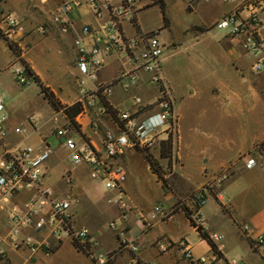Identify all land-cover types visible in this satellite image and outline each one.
I'll return each instance as SVG.
<instances>
[{"label":"crops","instance_id":"obj_1","mask_svg":"<svg viewBox=\"0 0 264 264\" xmlns=\"http://www.w3.org/2000/svg\"><path fill=\"white\" fill-rule=\"evenodd\" d=\"M145 1L135 0L133 6V16L140 32L148 33L157 28L162 32L165 29H161L163 25L146 27L141 24L140 16L157 5L142 9ZM211 1L219 2V16L210 22L211 28L206 27L209 23L201 24L199 29L202 32L212 29L213 24L232 8L222 0ZM62 3L72 6L71 11L62 15V20L68 25L66 32L53 21L54 15L62 14ZM122 3L123 0H110L111 6L118 7ZM191 3L188 5L191 13L205 5L197 3L192 7ZM3 15H11L25 27L23 37L11 41L21 51V59L28 64L32 73L62 104L72 105L81 101L84 110L76 118L80 126V131H77L62 112H55L49 106L34 82L20 87L16 83L14 71L22 65L0 38V93L5 103V129L9 134L8 140L1 142L0 158L5 147L23 146V142L16 140L14 134L19 129L16 126L18 123L33 127L30 138H37L38 144L31 146L40 150L49 148L50 151L42 186L51 191V199L71 200L73 228L89 230V239L97 242L96 246L88 244L94 257L109 255L107 264H191L177 247L164 253L158 250L157 241L167 238L171 241H187L195 259H214L210 246L190 225L185 212L189 211L187 199L195 191L207 186L210 191L200 208V216L203 230L209 237H220L218 241L213 240L220 253L217 264H264L261 250L254 249L251 244L256 237H264V144L260 146L264 142V78L252 71L253 59L243 54L234 40L224 33L219 36L218 46L235 70L228 75V84L220 83L212 91L209 107L202 110L197 117L198 122L191 124L188 137L184 135L183 116L177 109L179 102L175 101L177 131L174 135L168 188L157 180L138 150L129 149L117 159V164L126 174L123 200L127 202L128 208L124 210L119 203L114 202L118 196L116 191H108L104 187L102 192L97 190L99 186L90 181L86 166L71 169V152L57 143L54 132L60 127H71L75 130L74 138L79 146L100 148L104 133L116 131L117 127L108 113L103 111L99 116L96 105L86 103L87 98L80 95L81 86L95 96L101 87L110 85L112 93L105 98L120 114L134 110L132 97L139 96V86L151 84L150 76L141 73L133 89L130 88L131 92L117 84L111 85L117 75L129 67L122 58L111 56L105 59L91 83L79 78L81 74L76 67L79 47L90 49L95 39L102 34L101 26L109 19L106 10H102L98 16L94 15L86 0H5L0 2V17ZM84 27L89 28L90 34L83 33ZM121 29L127 37L137 34L127 20L121 22ZM245 58L250 60L248 67L243 63ZM32 84L34 89H29ZM168 87L174 95L172 88ZM69 90L74 91L73 98L67 96ZM153 90L157 93L156 86ZM40 101L46 103L50 120L47 129H42L41 125L36 127V124H41ZM209 110L218 114L220 130L218 126L216 129L206 128L202 121L208 117ZM256 112L261 116H254ZM148 114L150 111L143 112L141 117ZM104 118L109 119L113 128L107 129ZM19 132L20 136L27 134L25 128H20ZM160 139L165 141L166 137L161 135ZM135 158H138L137 161ZM248 159H253L255 166L248 168ZM69 169L71 183H67L64 178ZM154 190L157 191L155 198L151 193ZM35 196L37 193L34 190H22L6 208L23 210L25 202ZM181 201L184 206L179 205ZM156 205L171 212L168 219H150V213ZM0 222V252L4 253L0 264H96L91 256L79 252L70 238L57 240L48 232L24 230L22 236L29 235L34 243L53 246L50 256H45L42 251L32 253L24 246L15 250L8 238L11 224L5 210H0ZM111 224H114V228ZM122 238L134 243L138 247L137 253L121 247Z\"/></svg>","mask_w":264,"mask_h":264},{"label":"built area","instance_id":"obj_2","mask_svg":"<svg viewBox=\"0 0 264 264\" xmlns=\"http://www.w3.org/2000/svg\"><path fill=\"white\" fill-rule=\"evenodd\" d=\"M91 12L100 15L102 10L108 11L109 19L101 26L102 34L94 41L90 49L79 47V56L76 67L79 73L90 80H95L96 74L103 67L105 59L118 56L129 65L122 70L114 79L112 84H117L128 90L137 82L141 73L150 76L149 82L157 87V96L150 103H143L141 97L133 96L134 110L118 114L122 123L120 128L117 123L116 131L108 130L104 133L101 147L91 149L88 146H79L74 138L75 130L71 127H60L54 132L57 143L71 152V169L86 166L91 180L103 184L108 191H116L118 196L114 202L126 210L127 202L123 200L124 182L126 174L123 168L117 164V159L129 149L141 150L151 148L160 139L161 135L174 138L177 131V117L174 112L175 98L170 88L162 78V63L164 44L160 40L157 30L148 33L139 32L134 36L127 37L121 29L123 20L131 21L135 0H123L120 6H111L110 0H86ZM232 8L218 19L212 28L224 32L236 42L240 51L253 59L251 68L255 74L264 76V0H222ZM69 3H62L60 10L62 14H56L53 21L60 25L66 32L68 25L62 20L63 14L71 11ZM43 30H41L42 32ZM84 34H90L88 27L83 28ZM0 32L8 40L23 37L25 27L11 15L0 17ZM78 44V42H77ZM16 83L26 87L33 81L25 73L23 66L14 71ZM101 95L106 97L112 93L110 85L101 87ZM92 96L84 86L80 88V95L87 98L86 103L95 106L98 111H105L98 94ZM89 99V101H88ZM92 100V101H91ZM81 102V101H79ZM82 103V102H81ZM83 106V104H82ZM146 110L148 108H151ZM84 110V106H83ZM150 111L142 118L143 112ZM5 103L0 93V142L7 136L5 129ZM19 129H16L18 132ZM47 147H49L47 145ZM40 150L35 146L23 145L5 147L0 158V210H5L11 224L8 238L15 250L27 247L32 253L42 251L45 256H50L53 246L50 244L34 243L29 236H22L24 230L35 232H48L57 240L70 238L72 241L87 243L96 246L97 242L91 241L88 229L75 230L72 225L70 214L71 200L60 198L51 199V191L42 186L45 176V165L49 159L50 151ZM255 166L253 159L247 160V167ZM71 169L65 173V181L71 183ZM34 190L37 196L32 197L23 205V210L6 208L11 199L22 190ZM208 191L205 188L195 191L188 199L190 218L196 228L202 227L200 208L206 201ZM186 202V203H187ZM179 205L184 206L182 201ZM171 212L156 205L150 213V219L164 221L169 218ZM114 228V224H111ZM203 228V227H202ZM0 222V233H1ZM220 237L213 235L212 241H218ZM91 243V244H90ZM254 249L261 250L264 261V237L258 236L251 241ZM160 252L164 253L173 247L179 248L191 264H217L219 257L214 259L192 257L187 241L180 239L171 241L163 238L156 243ZM126 247L132 253H137L138 247L121 239V247ZM4 253L0 252V260ZM96 264H106L110 256L100 255L94 257ZM232 264H246L244 262H232Z\"/></svg>","mask_w":264,"mask_h":264},{"label":"rangeland","instance_id":"obj_3","mask_svg":"<svg viewBox=\"0 0 264 264\" xmlns=\"http://www.w3.org/2000/svg\"><path fill=\"white\" fill-rule=\"evenodd\" d=\"M159 1L160 0H146L145 4H142V9H146L157 4L156 7L145 11L140 16V21L143 26L156 27L157 25H163V16ZM161 1L165 5L164 14L168 20V27H166L162 32L158 28L155 29L159 31V33L161 32L160 40L164 44L162 78L165 80L166 85L172 88L176 97L175 101L179 102L177 109L180 111L181 116H183L184 135L188 137L190 135L189 129L191 124L194 125L198 122L197 117L200 116L202 110L209 107L208 105H210L211 102L212 91L217 89V85L220 83L228 84V75L233 74L235 68L230 62H228L217 43L219 36L224 32L214 28L208 29L205 32H202L199 29L203 23H209L206 27L211 28L212 23L210 22L214 21V19L219 16V2L215 3L211 0ZM189 2L193 3H191L192 7H195L197 3H205V5H203V7H198L195 12L191 13L188 10ZM133 15L135 14L133 13L131 17H133ZM243 63L245 67H248L250 60L245 58ZM262 77L264 78V76ZM79 78H82V80H86L89 83L93 81L83 75H79ZM34 87V84H32L29 89H34ZM139 88L137 89V93H139L143 103L147 105L157 96L156 91L154 92L153 90L155 89L154 84L148 85L144 83L141 85V88ZM128 92H131V89L128 90ZM67 96L73 98L74 91L69 90ZM125 101L128 100L126 99ZM46 109V103L40 101L39 112L41 114V124H36V127L41 125L42 129H47L50 126L49 115L46 113ZM149 109H152V107L146 110ZM129 112L133 113L132 109ZM97 113L100 116L103 112L97 111ZM254 116L261 115L256 112L254 113ZM252 118L253 116L251 115V119ZM202 121L205 122L206 128L216 129L218 126V130H220V119L218 118V114L213 110H209L208 117ZM249 121V119L246 121L247 125L249 124ZM104 124L107 129L113 128L112 123L108 118H104ZM16 126L19 127V129L25 128L27 131V134L23 136L19 135V131L17 133L14 132L17 137L16 140H21V142H23L22 145L38 144L37 138L36 140H32V138H30L32 136L31 133H33L32 126L20 123ZM255 131L257 132V130ZM259 131H261V129ZM8 135L9 134L7 133L4 142L8 140ZM170 139L172 141L173 152L174 138L170 137ZM160 143L161 141H157L151 148H149V152L154 158H158L159 163L166 172L165 178L168 180V183H170L171 177L168 174L170 172L168 165L169 161L159 158ZM137 159L138 158H135L136 161ZM90 181L93 185H98L99 187L97 186V190L102 192V187H104L103 184L95 182L91 179ZM151 193L153 198H155L157 191L154 190Z\"/></svg>","mask_w":264,"mask_h":264},{"label":"trees","instance_id":"obj_4","mask_svg":"<svg viewBox=\"0 0 264 264\" xmlns=\"http://www.w3.org/2000/svg\"><path fill=\"white\" fill-rule=\"evenodd\" d=\"M2 1H5V0H0V2H2ZM159 3H160L162 16H163L162 17L163 27L161 29H164L168 25V20L165 17V14H164V3L161 0L159 1ZM130 23L135 28L137 33L140 32V29H139V27L137 25V22H136V19H135L134 16L131 18ZM0 38L3 39L7 43L8 47L15 54V57L17 58V61L20 62L21 65L23 66V68L25 70V73L39 87L40 92L42 93L43 99L49 104V106L55 112H62L63 115L66 117V119L69 121L70 125L73 126L77 131H80V126L76 122V118H77L78 115H80L83 112L82 103L78 101V102H75L72 105L62 104L57 99L55 94L49 88L45 87L41 83L40 79L36 75H34L32 73V71L30 70L28 64L24 60L21 59V51L19 50L17 45L14 42L8 40L6 37H4L1 34V32H0ZM97 94L99 96V99H100V102H101L102 106L105 108V112L108 113L109 116L111 117V119L115 123H117L119 125V127L121 128L122 127V123L119 121V118H118L119 112L117 110H115L109 104V102L106 100V98L101 95L100 91ZM263 144H264V142L261 143L260 146H262ZM138 151L143 156L145 162L148 164L151 172L157 177V180L160 181L165 187L168 188L169 183H168V180L165 178L166 172L164 171V169L160 165L159 161L152 156V154L149 152L148 149H141V150H138ZM172 154H173V152H172V141H171V139L169 138L166 141H162L160 143L159 158L163 159V160H168L169 161V163H168L169 167H170V164H171ZM202 188L207 189V191L209 193L210 190H209V188H207V186H203ZM185 212H186V216H187V218L189 220L190 225L193 228H196V225L194 224V222L190 218V211L186 210ZM196 230L198 231V233L201 236V238L204 239L208 243V245L210 246L213 254L216 255L217 257H220V253L218 252V249H217L216 245L211 240L209 235L203 230V228L202 227H198V228H196ZM73 245L79 252H82L83 254L92 257V252L90 251V246L87 243H79L77 241H73Z\"/></svg>","mask_w":264,"mask_h":264}]
</instances>
